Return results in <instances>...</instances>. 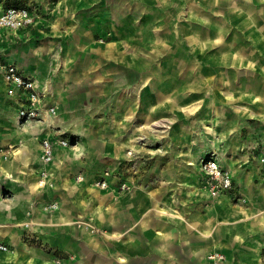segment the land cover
<instances>
[{"label": "crops", "instance_id": "1", "mask_svg": "<svg viewBox=\"0 0 264 264\" xmlns=\"http://www.w3.org/2000/svg\"><path fill=\"white\" fill-rule=\"evenodd\" d=\"M35 1L48 12L47 18L42 19L46 23L45 29H34L38 25L36 22L16 31L2 30L0 47L4 54L1 60L14 62L24 73L33 76L44 92V101L57 108L58 115L52 119L54 125L62 133L70 132L80 149L75 151L55 146L50 165L54 185L39 188L36 184L42 168L39 140L45 132L44 126L38 123L29 125L30 132L24 135L25 145L18 158H3L2 149L6 144L2 143L6 140L0 138V185H6L9 195L6 199L0 196V242L14 248L0 250V261L13 264L23 259L27 264L34 260L36 263L39 260L40 264H52L47 256L17 250L25 249L22 236L26 233L28 239L37 234L39 239L53 244L61 254L74 253L75 258L67 264H128L133 259L144 260L145 257L155 264H181L183 261L203 264L211 251L222 253L226 263L257 262L261 244L257 239H248L251 222L246 216L237 217L225 211L228 206L234 207L230 196L238 197L240 193L236 180H255L248 172L241 178V173L235 171L239 163L237 159H228L224 163L215 157L223 168L230 171L233 189L211 196L199 170V160L158 157L150 169H146L141 160L135 166L126 165L128 159L123 148L128 141H133L128 139V130L133 131L145 110L154 113L167 108L171 109L169 114L175 116L177 95L189 93L187 89L193 85L192 78L195 77L190 74L178 81L174 77L166 78L168 67L158 61V50H164L168 42H179L188 50L198 51L201 59L192 65H199L200 81L194 85H200V90H204L209 80L203 76L221 65L217 61L220 60V46L224 43L226 58L235 59V62L238 60L232 50L235 46L248 53H264V0H199V9L205 15H211L215 39L203 31L204 21H201V31L195 37L185 30L181 33L182 29H176L178 23L170 25L176 37L161 30L145 32L132 16L123 11L113 23L112 0H29L34 2L33 6ZM204 20L206 22L208 17ZM175 21L177 19L172 22ZM108 31L112 32V39L99 42L97 36H105ZM37 33L40 36L38 45L32 40ZM181 34L188 35L181 37ZM193 41L197 43L192 44ZM2 42H5L7 50L8 46L11 50L4 51L6 48ZM213 45L216 50L209 52L208 48ZM53 52L60 55L51 57ZM187 63L184 61L182 64L185 66ZM236 63L240 69L261 68V64L252 57H244ZM184 66L181 68L185 69ZM177 68L179 63L170 72L174 75ZM241 78H246V75ZM93 85L97 86L96 89L90 87ZM180 85H183V93L179 91ZM225 85L233 92L232 100H255L247 90L248 86L240 93L241 86ZM5 86L2 84L0 88ZM166 86L169 91L161 96L159 92ZM89 92L98 93L105 102L104 116L109 111L122 118L121 121L125 118L124 123L110 122L104 130L110 138L103 144L95 137H86L83 142L74 135L88 131L89 123L85 120L79 122L76 116L81 113L84 117L91 116V112L78 109L76 101L79 99L87 104ZM165 96L173 98V103L167 107L160 103L168 99ZM8 100L15 109L13 97H8ZM243 109L245 115L252 116L249 107L244 106ZM14 112L11 111L12 118ZM213 118L216 116L212 115L211 120ZM129 127H133L132 130ZM12 131L16 140L14 125ZM187 142L183 136L177 145L186 148ZM262 142L264 139L253 141L252 158L264 185V173L259 169L255 150ZM232 161L234 164L228 165ZM104 170L114 175L109 178V187L101 189L92 182ZM77 174L84 176L83 181H75ZM135 174L141 178L149 174L157 176V183L149 186L143 180L128 191L117 188L119 177L127 179V175L133 177ZM29 185L34 187L32 193ZM53 200L58 203L57 209H41V203ZM236 219L241 223H231ZM97 227L109 233L103 234L104 237L91 234ZM64 258L62 256L61 260Z\"/></svg>", "mask_w": 264, "mask_h": 264}, {"label": "rangeland", "instance_id": "2", "mask_svg": "<svg viewBox=\"0 0 264 264\" xmlns=\"http://www.w3.org/2000/svg\"><path fill=\"white\" fill-rule=\"evenodd\" d=\"M35 2V6H33L32 3L34 2H29V0H0V10L11 4H28V6L36 8V22L38 25H36L34 29H45L46 23H44L42 19L44 17L47 18L48 12L45 11V9L43 10L42 5L38 1ZM112 11L113 23H115L118 17H121V13L125 12L126 14L128 13L127 15L132 16L134 21L138 22L137 24H139L141 30L144 29L145 32L150 30H161L168 32L169 35H174V37H176V34L175 31H173V27L170 26L172 23H178L176 29H182L181 33L185 30V33L195 37L198 36L201 31V21H204V26L202 27L203 31H206L208 37L215 39V26H213L210 21L211 15H205L201 9H199V0H112ZM211 12L214 13V11ZM205 17H208L206 22L204 20ZM173 19H177V21L172 22ZM159 24H161V26ZM188 34H181L180 36L184 37ZM39 37L37 33L36 37L32 38L34 44L36 43L38 45L40 43ZM97 37L99 42H105L112 39V32L108 31L105 36ZM57 43L58 42H56V44ZM191 43L195 44L197 41ZM2 45L4 46L5 42H2ZM167 45L168 46L165 47L164 50H158L159 53L156 54L158 56V61H162L165 63V66L168 67L166 78L171 79V77H174L178 81L184 79L185 75L190 74V76L195 77L192 78L191 84L193 85L187 89L190 91L189 93L177 95L179 98L176 99L174 108L176 112L174 111V113L176 117L182 115L181 117L175 119V116L169 114L171 113V109L169 110L167 108L160 109L154 113L145 110L141 120H138V126H134L132 132L128 130V139L133 141H128L127 146L123 148L125 156L128 159H126V165L132 164L135 166V164H137L136 162H140L141 160L143 167L150 169L153 160L158 157H190L192 161L197 162L201 157L212 155L220 158L224 163L228 159H237L239 163L235 171L241 173V178H243V174L247 172L251 173L255 180L251 179L250 182L236 180L238 186H240V193L238 197L234 195L230 196V200L234 204V207L231 208L228 206L225 208V211L230 212L232 215H237V217L246 216L249 222H251V226L247 231V234H249L248 239H257L261 244L258 251V261L254 262L250 260L242 263L264 264V216H260L264 215V194H262L264 193V188H262L264 185H262V178L258 175V170H256L252 158V154L254 155V148H252L253 141L264 139V53H248L244 51L242 47L235 46L232 50L234 49L236 52L238 59L236 62L243 60L244 57H252L253 60L261 64V68H256L255 70L240 69L237 68L239 65H237L238 63L235 62V59L232 61L231 58H226V43H224L220 46L221 55L220 60L217 61V63L221 65L216 66L217 68L213 67L212 70H209L207 76H203V78L207 77L209 84H207L206 89L200 90V85H194L196 81H200L198 78L200 76L199 65H192V63L197 64L199 62L201 59L199 56L200 53L195 51V49L189 48L188 50V48H184L182 43L179 42H174L172 44L168 42ZM1 48L2 47H0V57L2 58L4 53H1ZM4 48H6L4 49V51H6V45ZM8 50H11L10 46H8ZM215 50V45L208 48L209 52ZM59 55V53L54 52L50 54L51 57H58ZM184 61H188L185 66L182 64ZM178 63L179 68L175 69L176 73L173 75L170 69ZM183 66L185 69L181 68ZM189 67H191V69ZM241 73L242 75H240ZM243 75H246V78H241ZM226 83L232 86H241V88H239L240 93L243 92L245 86H248L249 88H247V90L253 94L255 100H246L243 98L232 100L230 96H232L233 92L227 89ZM2 84L6 85L0 73V86ZM90 87L96 89L97 86L93 85ZM175 87L177 89L179 85ZM180 87L181 89L179 91L181 92L183 85H180ZM145 88L148 89L146 86ZM156 88L155 86V89ZM6 89V86L4 89L0 88V138L2 137L6 140L2 143V145L6 144L2 149L3 158L12 159L15 156L18 158L21 153L25 145L24 135L30 132L29 125L31 123L19 122L15 112L12 118L11 111L15 109L14 105L8 100L9 96L5 93ZM155 89L153 90L158 93L159 91ZM168 91L169 88L167 87L162 89L159 93L161 96H164ZM87 97V104L77 99L76 106L81 110L88 109V111L91 112V116L84 117L81 113L80 116H76V119L81 123L83 120L88 122L89 125L86 127L88 131L86 132L85 130V134L78 132L74 135L83 142L86 140V137H95L97 142H102L103 144L104 141L110 138L109 134L104 131L109 126L110 122L124 123L125 118L123 117L124 121H121L122 118L120 119L119 116L116 115L113 116V112L109 111H106L107 113L104 116L105 111L103 104L105 102L98 93L89 92ZM249 97L252 98V96ZM164 98H168V96ZM171 100H173V98L163 99L160 103L167 107L168 104L173 103ZM244 106L251 109L252 116L244 114ZM117 112H119V110ZM212 115L213 117L216 116L215 119L213 118L214 120H211ZM13 125L16 130V140L13 139ZM130 128L132 130L133 127H129V129ZM226 129L227 132L224 131ZM64 134L73 137L70 132H64ZM183 136L186 137V140L188 139L186 148H183V145H177L178 141L183 139ZM211 141L216 143V145H213L214 143L212 144ZM98 146H100V144H98ZM96 151L98 153L99 149L97 148ZM129 151L130 153H128ZM88 152L89 149L87 148V153ZM124 161L125 159L123 162ZM5 178H8V176H5ZM155 179H157V176H152L151 174L144 178H141L140 175L137 174L133 177L127 175V180L129 183H132V186L142 183L141 181L143 180L145 185L151 186L157 183ZM29 191L32 193L34 187L29 185ZM0 196L5 199L9 196L5 184L0 185ZM231 223L238 225V223L241 222L234 220V222L232 221ZM243 228L246 227L243 226ZM92 231L91 234L97 233L102 237H104L105 233H109L107 230L98 227ZM22 237L24 238L26 246H24L25 249L23 250L17 249L20 253L31 251L35 254H39V256H47L51 259L52 264L71 263V260L75 258L74 253H59L53 244L42 241L38 238L37 234H34L30 239L27 238L28 236H26V233H24ZM13 249L14 248L10 245L8 246V250ZM62 256L65 257L63 261L61 260ZM66 258L68 259L65 260ZM69 259L70 261H68ZM39 262L38 260L36 263V260H34L31 264H40ZM207 262L206 255L203 264H207ZM180 263L193 264L192 261H183ZM239 263H241V261H239ZM0 264L3 263L0 261ZM13 264H27V262L22 259L13 262ZM128 264H155V261L145 257L144 260L133 259L128 262ZM217 264L233 263L218 262Z\"/></svg>", "mask_w": 264, "mask_h": 264}, {"label": "built area", "instance_id": "3", "mask_svg": "<svg viewBox=\"0 0 264 264\" xmlns=\"http://www.w3.org/2000/svg\"><path fill=\"white\" fill-rule=\"evenodd\" d=\"M36 8L28 5H8L0 12V32L2 30L16 31L24 27L32 26L36 22ZM0 73L6 84V94L15 100V114L19 122L38 123L45 128L44 134L39 140V159L42 168L39 170L36 184L39 188L52 187L54 185L53 172L50 165L54 159L55 146L71 148L78 151L80 148L76 141L60 132L52 119L57 113V108L44 101V92L39 88L32 75L24 73L14 62H5L0 57ZM1 151V149H0ZM130 153V151L128 152ZM256 158L259 169L264 173V142L256 149ZM199 170L207 182V189L211 196H217L222 191L233 189V180L228 169L223 168L214 156H204L199 160ZM111 174L104 170L92 183L101 189L109 187ZM82 174L75 175V181H83ZM117 188L128 191L132 183L126 178H118ZM44 211L57 209L56 201H48L40 204ZM0 250H8V245L0 242ZM225 256L216 251L207 254V264L223 263Z\"/></svg>", "mask_w": 264, "mask_h": 264}, {"label": "bare ground", "instance_id": "4", "mask_svg": "<svg viewBox=\"0 0 264 264\" xmlns=\"http://www.w3.org/2000/svg\"><path fill=\"white\" fill-rule=\"evenodd\" d=\"M212 142V141H211ZM214 142H212V144H213ZM218 143V142H217ZM213 145H216V143H214ZM215 147V146H214ZM234 163H233V161L232 162H230V163H228V165H233Z\"/></svg>", "mask_w": 264, "mask_h": 264}, {"label": "trees", "instance_id": "5", "mask_svg": "<svg viewBox=\"0 0 264 264\" xmlns=\"http://www.w3.org/2000/svg\"><path fill=\"white\" fill-rule=\"evenodd\" d=\"M16 5H19V4H16Z\"/></svg>", "mask_w": 264, "mask_h": 264}]
</instances>
